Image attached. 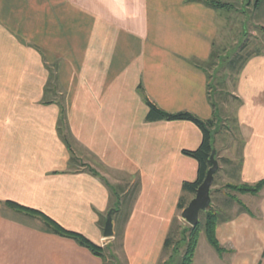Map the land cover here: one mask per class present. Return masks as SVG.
<instances>
[{"label": "crops", "instance_id": "1", "mask_svg": "<svg viewBox=\"0 0 264 264\" xmlns=\"http://www.w3.org/2000/svg\"><path fill=\"white\" fill-rule=\"evenodd\" d=\"M254 7V26L264 27V0ZM227 10L210 0H0V264L172 261L179 202L195 196L183 184L199 173L185 151L199 148L203 131L190 120L152 117L149 102L217 119L205 63ZM260 50L242 60L230 85L240 145L220 150L214 142L211 206L224 251L199 240L192 264L264 263V187L227 188L264 180ZM8 201L108 244L106 260ZM229 201L232 211L221 215ZM111 209L114 236L106 238Z\"/></svg>", "mask_w": 264, "mask_h": 264}, {"label": "rangeland", "instance_id": "2", "mask_svg": "<svg viewBox=\"0 0 264 264\" xmlns=\"http://www.w3.org/2000/svg\"><path fill=\"white\" fill-rule=\"evenodd\" d=\"M233 1V5L226 11L227 22L222 26V36L219 40V46H216L217 52L205 63L211 80V99L215 104L217 119L214 120V128L217 130L215 137L216 146L221 150L223 146L234 143L240 145L239 131L236 128L235 119L232 114L233 95L230 85L233 82L234 75L237 72L242 60L249 55L252 50H264V27H256V14L254 3L256 0H224ZM232 7V8H231ZM218 47L219 50H218ZM260 50V51H261ZM235 62V63H234ZM236 68V69H234ZM216 149V147H215ZM217 152V150H216ZM117 191L119 187L115 186ZM133 196V191L129 196L122 197V200L128 202ZM189 196V193H187ZM228 207L221 210V215H225L233 202H227ZM237 204V202H234ZM205 212L201 211L200 221L204 226ZM189 223L184 220H177L173 227V239L177 242L178 252L173 251L169 264H180L181 255L186 247L185 237ZM200 241L202 244H210L204 227L202 228ZM169 261V259H168Z\"/></svg>", "mask_w": 264, "mask_h": 264}, {"label": "trees", "instance_id": "3", "mask_svg": "<svg viewBox=\"0 0 264 264\" xmlns=\"http://www.w3.org/2000/svg\"><path fill=\"white\" fill-rule=\"evenodd\" d=\"M260 2L261 0H256ZM211 6L216 7H229L232 5L229 2H223L221 0H210ZM150 106V113L152 117L161 118V119H168V120H190L196 123L203 131V140L201 145L198 149L194 151H185L188 155L193 156L199 162V173L198 177L194 181H187L183 184V189L185 191H190L192 193L196 192V189L201 184L206 176V172L211 166V162L209 160L212 150L215 149V133L216 129L214 128V120H203L197 115L187 112L181 111L176 113H170L159 109L156 105L149 102ZM264 187V180L259 181L256 184H227V188L237 190L242 193H259ZM8 204L11 205L13 208L17 210L23 211L27 214H31L34 216L40 217L45 224L49 227L51 231L57 233L61 236H66L75 239L81 245L88 247L93 253L102 256L105 260L107 258L106 248L108 246H101L94 242H92L89 238H87L82 233L66 229L63 227L59 222L48 216L47 214L33 209L16 202L8 201ZM187 206V201H180L179 202V209H183ZM205 219H204V226L201 224L199 220L198 224L195 226L189 225L188 230L185 231L188 235L185 237L186 247L185 251L182 256V264H192L195 253L199 244V240L201 238L202 228L204 227L207 239L209 243L218 251L223 252L224 247L221 246L217 239L216 235V227L218 223V213L212 208L210 205L205 211ZM171 237L167 239V245L170 243Z\"/></svg>", "mask_w": 264, "mask_h": 264}, {"label": "water", "instance_id": "4", "mask_svg": "<svg viewBox=\"0 0 264 264\" xmlns=\"http://www.w3.org/2000/svg\"><path fill=\"white\" fill-rule=\"evenodd\" d=\"M211 166L206 172V176L195 192V196L190 200L181 212V217L190 225L195 226L200 220L201 211H205L211 205V187L213 184L215 173L218 171L219 162L216 158V149L212 150L209 158ZM113 210L108 212L104 234L106 238L114 236L113 227Z\"/></svg>", "mask_w": 264, "mask_h": 264}, {"label": "built area", "instance_id": "5", "mask_svg": "<svg viewBox=\"0 0 264 264\" xmlns=\"http://www.w3.org/2000/svg\"><path fill=\"white\" fill-rule=\"evenodd\" d=\"M264 264V263H263Z\"/></svg>", "mask_w": 264, "mask_h": 264}]
</instances>
